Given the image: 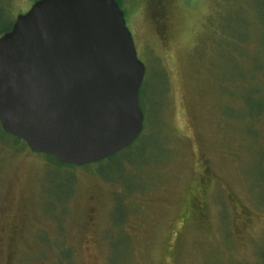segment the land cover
<instances>
[{
    "label": "rangeland",
    "instance_id": "1",
    "mask_svg": "<svg viewBox=\"0 0 264 264\" xmlns=\"http://www.w3.org/2000/svg\"><path fill=\"white\" fill-rule=\"evenodd\" d=\"M36 1L0 0V36ZM120 1L139 144L74 167L0 128V264H264V0Z\"/></svg>",
    "mask_w": 264,
    "mask_h": 264
},
{
    "label": "water",
    "instance_id": "2",
    "mask_svg": "<svg viewBox=\"0 0 264 264\" xmlns=\"http://www.w3.org/2000/svg\"><path fill=\"white\" fill-rule=\"evenodd\" d=\"M145 67L114 0H37L0 37V128L82 167L141 134Z\"/></svg>",
    "mask_w": 264,
    "mask_h": 264
},
{
    "label": "trees",
    "instance_id": "3",
    "mask_svg": "<svg viewBox=\"0 0 264 264\" xmlns=\"http://www.w3.org/2000/svg\"><path fill=\"white\" fill-rule=\"evenodd\" d=\"M116 3H117V5L119 6V8L121 7V1L120 0H114ZM13 25V24H12ZM12 27V26H11ZM11 29V28H10ZM10 29L8 30V31H10ZM7 31V32H8ZM5 34V33H4ZM3 35V34H2ZM1 35V36H2ZM0 36V37H1ZM141 88V87H140ZM143 95H145L143 92H142V90L140 89L139 90V93H138V105H139V108H140V110L142 111V113L144 112V108H143V104H142V96ZM143 131H144V129L142 128V133H143ZM140 136V135H139ZM15 139V138H14ZM17 140V139H16ZM138 140L139 139H137L132 145H130L127 149H124L123 151H121V152H119V153H117V154H115V155H113L112 157H109V158H107L106 160H111V159H113V158H115V157H118L119 155H130V154H132L133 153V150L137 147V145L139 144L138 143ZM17 141H19V140H17ZM24 144V143H23ZM25 145V144H24ZM48 157H50V156H48ZM124 157V156H123ZM51 159H53L54 161H55V163L56 164H58V165H63V164H59L53 157H50ZM66 166H68V165H66Z\"/></svg>",
    "mask_w": 264,
    "mask_h": 264
},
{
    "label": "flooded vegetation",
    "instance_id": "4",
    "mask_svg": "<svg viewBox=\"0 0 264 264\" xmlns=\"http://www.w3.org/2000/svg\"><path fill=\"white\" fill-rule=\"evenodd\" d=\"M204 184H201V187H203ZM190 212L191 214H195L199 217H203V214L207 212V208H206V201L204 202L202 201H198L197 199L192 201L191 205H190ZM3 240L0 239V243Z\"/></svg>",
    "mask_w": 264,
    "mask_h": 264
}]
</instances>
